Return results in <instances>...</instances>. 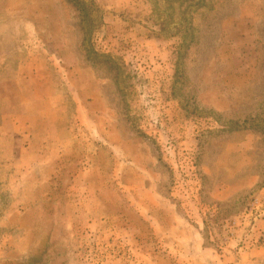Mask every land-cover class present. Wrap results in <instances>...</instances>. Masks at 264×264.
I'll return each mask as SVG.
<instances>
[{
	"label": "rangeland",
	"instance_id": "374dc122",
	"mask_svg": "<svg viewBox=\"0 0 264 264\" xmlns=\"http://www.w3.org/2000/svg\"><path fill=\"white\" fill-rule=\"evenodd\" d=\"M0 264H264V0H0Z\"/></svg>",
	"mask_w": 264,
	"mask_h": 264
},
{
	"label": "trees",
	"instance_id": "16d2710c",
	"mask_svg": "<svg viewBox=\"0 0 264 264\" xmlns=\"http://www.w3.org/2000/svg\"><path fill=\"white\" fill-rule=\"evenodd\" d=\"M76 4H79V2H78V1H76Z\"/></svg>",
	"mask_w": 264,
	"mask_h": 264
}]
</instances>
